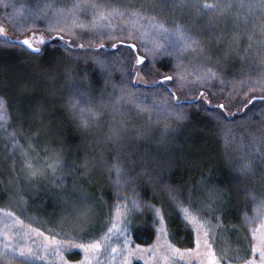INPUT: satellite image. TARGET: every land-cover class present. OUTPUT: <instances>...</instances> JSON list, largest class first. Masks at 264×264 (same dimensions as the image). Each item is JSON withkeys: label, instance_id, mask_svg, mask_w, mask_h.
Masks as SVG:
<instances>
[{"label": "trees", "instance_id": "trees-1", "mask_svg": "<svg viewBox=\"0 0 264 264\" xmlns=\"http://www.w3.org/2000/svg\"><path fill=\"white\" fill-rule=\"evenodd\" d=\"M233 3L0 0V210L55 229L46 210L71 186L93 222L55 229L63 240H96L121 213L135 244L161 224L190 248L191 215L216 223L221 262L249 255L264 206V0Z\"/></svg>", "mask_w": 264, "mask_h": 264}, {"label": "rangeland", "instance_id": "rangeland-1", "mask_svg": "<svg viewBox=\"0 0 264 264\" xmlns=\"http://www.w3.org/2000/svg\"><path fill=\"white\" fill-rule=\"evenodd\" d=\"M233 1L238 3H233L237 7L247 4L253 6L250 4L253 0ZM0 34H7L1 24ZM8 34L12 35L10 31ZM25 40L35 48L44 43L39 33L27 34ZM7 119L5 102L0 98V124H6ZM72 188L61 186L57 200L46 211L50 225H54L55 229L75 227L78 233H83L92 228L93 220L90 213L77 210L79 202ZM22 202L24 211L29 208L30 202L29 199ZM40 208L43 209V205ZM65 213L69 215L65 217ZM256 214L262 218L252 230L250 254L246 256L237 250L230 254L224 249L222 254L226 262H221L215 257L213 245L208 238L209 232L212 236L216 235L217 225L206 218L199 220L195 216L187 217L194 230L195 242L190 248H178L169 240L161 224L152 242L146 245L135 244L121 223V213L114 217V221L98 239L71 242L58 238L65 237L64 232L46 227L48 222L39 221L34 214L28 216L21 212L0 210V264H264V206H259ZM230 245L225 240L223 247ZM66 253L77 256L71 259Z\"/></svg>", "mask_w": 264, "mask_h": 264}, {"label": "water", "instance_id": "water-1", "mask_svg": "<svg viewBox=\"0 0 264 264\" xmlns=\"http://www.w3.org/2000/svg\"><path fill=\"white\" fill-rule=\"evenodd\" d=\"M28 46H31V44L30 43H26Z\"/></svg>", "mask_w": 264, "mask_h": 264}]
</instances>
